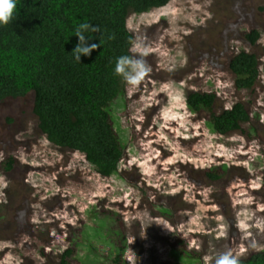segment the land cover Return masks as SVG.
Wrapping results in <instances>:
<instances>
[{
  "label": "rangeland",
  "instance_id": "obj_1",
  "mask_svg": "<svg viewBox=\"0 0 264 264\" xmlns=\"http://www.w3.org/2000/svg\"><path fill=\"white\" fill-rule=\"evenodd\" d=\"M263 6L264 0H171L129 16L133 46L147 50L152 70L138 86L126 84L115 102L125 155L110 178L84 154L48 141L33 94L1 102L0 264H60L67 248L71 264H112L118 249L126 264H174L176 250L203 261L263 248ZM254 29L261 37L252 45L245 35ZM241 49L259 58L253 89H237L229 69ZM192 91L215 92L217 111L245 104L251 130H210L209 113L187 107ZM10 157L15 163L7 172ZM212 169L220 180L209 179Z\"/></svg>",
  "mask_w": 264,
  "mask_h": 264
},
{
  "label": "trees",
  "instance_id": "obj_2",
  "mask_svg": "<svg viewBox=\"0 0 264 264\" xmlns=\"http://www.w3.org/2000/svg\"><path fill=\"white\" fill-rule=\"evenodd\" d=\"M170 1L17 0L13 20L0 26V103L33 94V113L49 142L84 154L102 176L117 173L125 145L116 128L114 105L125 95L126 83L114 69L118 57L132 54L134 35L128 18ZM260 9L264 12V6ZM82 22L100 28L99 32L86 33L91 37L89 44L99 47L77 62L71 53L79 43L75 29ZM260 37L257 29L245 35L252 45ZM259 64L258 55L245 49L230 58L229 69L237 89L256 87ZM186 101L191 111L209 113L206 124L218 134L243 130L244 125H250L251 130L252 118L243 103L217 111V95L211 91H192ZM14 163L10 157L3 168L11 171ZM208 177L221 179L214 172ZM165 216L174 219L172 213ZM72 254L67 248L60 264H71L68 258ZM173 255L180 260L174 264H204L186 250L173 251ZM112 264H126V260L115 259ZM241 264H264V250L241 256Z\"/></svg>",
  "mask_w": 264,
  "mask_h": 264
},
{
  "label": "clouds",
  "instance_id": "obj_3",
  "mask_svg": "<svg viewBox=\"0 0 264 264\" xmlns=\"http://www.w3.org/2000/svg\"><path fill=\"white\" fill-rule=\"evenodd\" d=\"M16 9H17V0H0V26H7L13 20ZM99 31H100V28L98 26H94L93 24L89 22H82L76 27L75 36L79 38V43L71 54L75 57V60L77 62H81L82 56H90L91 53L99 47V45L96 43L89 44V39L91 37L86 35V33L99 32ZM139 47H140L139 45H134L133 48L130 49V52L132 53L131 55H122L118 57L116 60L115 69H114L115 75L122 77L123 81L127 85L133 86V87L141 84L142 81L150 74L152 70L151 66L148 64L147 60L145 59V57L148 55L147 50L145 49L143 51L138 52L137 49ZM231 107H227V108H231ZM261 120H262V117H261ZM256 124L258 127L259 125L258 120H256ZM120 166H121V163H120ZM98 174L101 175L100 173ZM111 176H102V177L110 178ZM229 182H230L229 179L224 181V183L227 185L229 184ZM253 247H255V245H253ZM257 250H264V249H257ZM118 251H119L118 252L119 256H117L115 259L116 260L123 259V257L121 256L122 250L118 249ZM63 252L61 253V255L63 254ZM213 260H214V264H241V255L240 253H234L232 250H228L226 252L219 253L215 256L206 255L203 257L204 264H211ZM59 261H60V258H59Z\"/></svg>",
  "mask_w": 264,
  "mask_h": 264
},
{
  "label": "flooded vegetation",
  "instance_id": "obj_4",
  "mask_svg": "<svg viewBox=\"0 0 264 264\" xmlns=\"http://www.w3.org/2000/svg\"><path fill=\"white\" fill-rule=\"evenodd\" d=\"M246 180V179H245ZM247 181V180H246Z\"/></svg>",
  "mask_w": 264,
  "mask_h": 264
}]
</instances>
